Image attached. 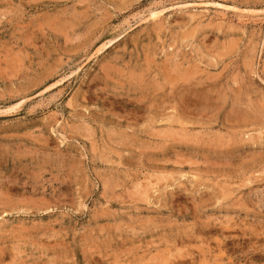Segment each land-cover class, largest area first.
<instances>
[{"label": "rangeland", "instance_id": "1", "mask_svg": "<svg viewBox=\"0 0 264 264\" xmlns=\"http://www.w3.org/2000/svg\"><path fill=\"white\" fill-rule=\"evenodd\" d=\"M0 264H264V0H0Z\"/></svg>", "mask_w": 264, "mask_h": 264}]
</instances>
